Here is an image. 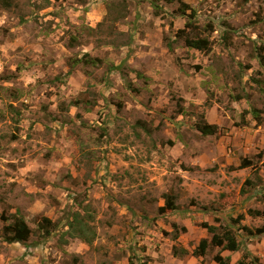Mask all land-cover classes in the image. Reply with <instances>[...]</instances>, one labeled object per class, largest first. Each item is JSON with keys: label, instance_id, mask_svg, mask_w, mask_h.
I'll return each mask as SVG.
<instances>
[{"label": "rangeland", "instance_id": "374dc122", "mask_svg": "<svg viewBox=\"0 0 264 264\" xmlns=\"http://www.w3.org/2000/svg\"><path fill=\"white\" fill-rule=\"evenodd\" d=\"M81 1L0 7V264H215L217 253L235 264L245 251L264 263V235L230 223L264 226L247 214L264 211V0H180L184 16L171 0ZM121 1L126 18L107 21ZM183 28L212 52L187 48ZM85 54L101 65L70 71ZM200 121L219 133L201 135ZM243 159L253 166L239 170ZM168 194L177 209L160 214ZM85 206L94 243L63 244L67 216ZM17 211L33 231L25 245L2 239ZM42 217L58 224L47 239ZM203 222L231 226L240 250L174 257V244L191 253L210 237ZM172 224L187 230L176 242Z\"/></svg>", "mask_w": 264, "mask_h": 264}, {"label": "trees", "instance_id": "16d2710c", "mask_svg": "<svg viewBox=\"0 0 264 264\" xmlns=\"http://www.w3.org/2000/svg\"><path fill=\"white\" fill-rule=\"evenodd\" d=\"M28 2H32L33 0H27ZM80 1V0H79ZM172 2H177L181 6V15H185V9L187 6L181 3L180 0H171ZM249 1V0H247ZM43 5H40L41 9L47 8L51 4V0H42ZM79 4H86L84 0H82ZM16 0H0V7L5 10H9L13 7H16ZM194 15V13H193ZM189 15L188 18H192ZM106 20L112 22H118L126 18L127 16V3L125 1H121L120 3L110 2L107 4V13ZM185 28H189L191 30L196 29L193 21L188 20ZM93 30V29H92ZM177 38L184 39V45L187 48H191L198 52L209 54L212 52V42L210 39L206 37H202L197 33H186L185 29H179L176 33ZM73 44H77L75 39L73 38L71 42ZM69 47H73V45H69ZM167 48L170 52H172L173 48L171 47V43H167ZM264 49H260V53L257 55V61L259 65L264 67ZM101 60L98 58H91L89 55L85 54L82 57H75L70 60L69 67L70 71H72L75 66L82 65H92V66H100ZM119 66H111L109 70H118ZM70 71L67 75L70 74ZM237 100H240L237 97ZM74 106L77 103H72ZM11 108H13L11 106ZM255 113L257 117L258 114L256 111H252ZM197 131L203 136H214L219 133V127L217 125L208 124L205 121H200L196 125ZM252 163L246 159H243L238 166V169H245L252 167ZM248 180L245 181V185L248 184ZM264 190V188H263ZM165 203L164 206L159 208V213L164 214L166 211H175L177 209V205L175 204L176 197L173 195H165L164 197ZM247 214L252 218L262 217L264 218V211L252 210L249 209ZM5 223L2 228V239L4 242L8 244L19 243L25 245L27 241H29L30 237L33 234L32 229L28 226L25 219L20 215L17 211L14 215H12V219H2ZM244 220V215H239L235 219H231L230 223L233 226L237 227V230L243 231L247 236L258 237L264 235V226L251 229L247 226L240 225ZM219 223V220H215ZM200 226L205 229L210 235L209 238H203L198 242L197 247L190 253L187 249L178 246L177 244L173 245L172 254L174 257L180 258L183 256L191 255L193 257L199 258L204 257L206 255L207 250L212 248H219L221 250L229 251V252H238L240 250V244L236 238V230H234L231 226H215L203 222ZM58 228V224L52 222L50 219L46 217H42L41 220L37 223V232L43 238H49L53 232H56ZM66 230L61 233V240H63V244L67 243L68 239H77L80 242L92 246L94 243L97 232L96 228L93 225V216L91 212L87 209V207H79L74 211H70L69 215L65 221ZM187 230L185 227H179L177 224H172V232L170 233L171 239L176 242L179 238V235L185 233ZM251 257L248 251H245L241 259L238 260L235 264H258L259 260L255 257H252V261H248ZM213 261L215 264H231L229 258L222 257L219 253H217L213 257ZM252 262V263H251ZM148 258H139L137 263H134L133 258L129 259V264H148Z\"/></svg>", "mask_w": 264, "mask_h": 264}, {"label": "crops", "instance_id": "0c3cea01", "mask_svg": "<svg viewBox=\"0 0 264 264\" xmlns=\"http://www.w3.org/2000/svg\"><path fill=\"white\" fill-rule=\"evenodd\" d=\"M255 133H258L260 134L259 137H258V141L260 143V148L261 149H264V124H262L261 126H259V128L257 130H255ZM246 169V168H245ZM240 170V169H239ZM241 170H244V169H241ZM263 236V235H262ZM248 237H251V236H248ZM256 237V236H255ZM252 252V251H251ZM256 252H254L253 254L255 255ZM259 254V253H257ZM258 257H260L259 255H257ZM257 258V257H256ZM258 259V258H257ZM259 260V259H258ZM233 264V263H232ZM258 264H264L262 263V260H261V263L260 261L258 262Z\"/></svg>", "mask_w": 264, "mask_h": 264}]
</instances>
